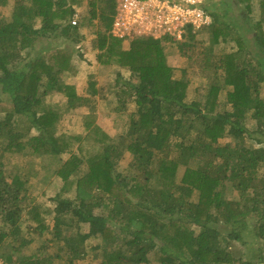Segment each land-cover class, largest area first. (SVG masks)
Wrapping results in <instances>:
<instances>
[{
	"label": "trees",
	"instance_id": "1",
	"mask_svg": "<svg viewBox=\"0 0 264 264\" xmlns=\"http://www.w3.org/2000/svg\"><path fill=\"white\" fill-rule=\"evenodd\" d=\"M9 1L0 0V7ZM222 1L236 12H218ZM81 3L13 0L8 20L0 12V258L76 264L86 257L88 241L99 238L94 248L102 249L100 260L83 264H264V0L210 1L212 22L204 28L213 44H236L221 54L210 44L199 49V32L191 27L181 41L115 37L116 0H90V23L99 18L106 26L98 33L99 61L130 72L116 79L119 110L129 107L125 97L135 106L118 139L95 125L94 113L86 115L87 134L58 130L66 112L94 109L98 92L93 81L88 96L65 80L75 69L74 45L84 39L82 25L72 23ZM255 7L261 18L252 21ZM53 37L64 41L37 46ZM169 43L213 72L204 98L187 100L188 69L176 75L167 59ZM53 93L65 101L48 103ZM224 93L230 108L221 109ZM88 139L93 150L84 148ZM7 152L57 159L70 154L54 170L64 182L52 198L54 208L33 202L27 176L7 173ZM125 152L133 161L124 173L118 164ZM228 186L238 200L225 197ZM25 214L33 222L28 233L53 235L29 253L24 249L35 238L20 229ZM234 240L259 252L237 257L230 249ZM6 243L9 250H2Z\"/></svg>",
	"mask_w": 264,
	"mask_h": 264
},
{
	"label": "rangeland",
	"instance_id": "2",
	"mask_svg": "<svg viewBox=\"0 0 264 264\" xmlns=\"http://www.w3.org/2000/svg\"><path fill=\"white\" fill-rule=\"evenodd\" d=\"M82 3L78 7L77 20L78 26L82 25L81 31L84 33V39L75 44V52L73 54V64L74 68L70 71V74L65 76V80L68 83L74 84L80 94H89V84L93 81L96 85L97 94L92 95L94 109L88 106L79 107L72 111L66 112L62 117L58 125V130L64 133L70 134H87V123L86 115L94 113V123L100 126L106 132H108L113 138L118 139L120 134H123L128 127L130 113L134 109V102L129 98L125 99L130 102L129 107L125 111L119 110V105L122 100H119L118 87L116 85V79L118 73H121L125 78L129 77L130 72L127 67H121L117 64H103L99 61L98 55L101 50L98 47V33L105 30L106 26L104 21H100L96 18L93 25L89 20V1L81 0ZM220 1V0H214ZM224 2V3H223ZM232 5H227L225 1L220 3V9L218 12H223L225 9L230 12ZM13 8V0H10L6 5L0 7V12L3 17L8 20L10 18V13ZM99 9V6H98ZM225 11V13H228ZM236 11H232L228 14H234ZM240 16V11L237 13ZM252 21L259 20L261 18L260 10H255L250 16ZM245 26V25H244ZM240 28H243L242 26ZM199 32V33H198ZM199 49L205 44H210L215 54H221L223 52L232 51L236 44L233 42H222L215 43L212 42V36L210 31L206 28L197 30ZM250 34V33H249ZM64 41L63 37H53L50 39H44L39 42L37 46L41 44L47 45H61ZM64 45V44H63ZM68 45V44H66ZM196 55L200 54L197 52ZM167 59L170 65L175 68V73L177 76H181L182 69H188V76L190 77V84L188 88V101H192L199 98H204L208 93L211 82L214 80L212 78L213 72L211 70H203L198 63L191 62L187 56L182 54V51L178 45L167 44L166 46ZM222 72H220V75ZM222 78V76H221ZM261 92L264 96V83L261 86ZM228 88L224 91L226 92ZM65 101V97L61 93H53L47 97L48 103L60 104ZM225 93L220 96V108H230L229 104H224ZM4 117V114L0 113V119ZM253 121L250 120V125ZM226 141V140H223ZM85 150H93V144L90 139L84 142ZM69 153H64L61 158L57 159L51 155H38L35 156L30 153H6L4 157L5 169L8 174H21L27 176L30 179V195L33 202H39L43 204L46 208L52 209L55 206V201L52 199L63 186V179L54 173L55 168H57L62 160H66L69 157ZM133 161V155L130 152H125L122 159L118 164V169L121 172H127ZM87 162L83 163L80 170L83 173L87 169ZM264 171V168H263ZM262 172V171H261ZM264 173V172H263ZM233 190V191H232ZM225 197L227 198H240L238 192H236L232 187L228 186L225 190ZM26 216V214H25ZM46 223L51 227L54 224V212H49L46 215ZM2 222V220H0ZM32 220H29L27 216L20 224V229L25 233H28V227L31 225ZM35 224V223H34ZM1 225V223H0ZM87 229V225L83 227ZM28 236L34 237L35 242L31 244L24 251L29 253L32 252L33 248L42 244L43 241H47L52 238L50 232H45L42 236L39 234L28 233ZM27 236V234H26ZM10 240V238L8 239ZM99 238H92L88 241V253L83 260L77 261L76 264H83L86 262L97 263L102 254V249L94 248L97 244H100ZM259 244V242H256ZM230 249L237 255V257L242 256L245 260L251 255L257 254L259 252L258 248L249 249L246 245L237 240L231 243ZM260 245V244H259ZM56 248V247H55ZM2 250H9V245L3 247ZM257 260V257H254ZM57 264H67L62 260H59Z\"/></svg>",
	"mask_w": 264,
	"mask_h": 264
},
{
	"label": "built area",
	"instance_id": "3",
	"mask_svg": "<svg viewBox=\"0 0 264 264\" xmlns=\"http://www.w3.org/2000/svg\"><path fill=\"white\" fill-rule=\"evenodd\" d=\"M211 0H116L110 33L118 38H169L181 41L188 27L200 30L212 22ZM77 16L72 19L78 24ZM0 264H9L0 258Z\"/></svg>",
	"mask_w": 264,
	"mask_h": 264
}]
</instances>
